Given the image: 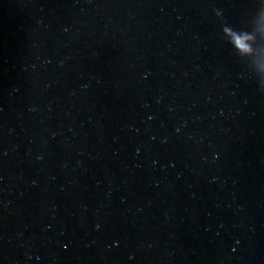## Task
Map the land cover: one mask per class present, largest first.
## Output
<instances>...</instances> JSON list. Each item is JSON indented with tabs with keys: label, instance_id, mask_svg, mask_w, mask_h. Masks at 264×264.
I'll return each mask as SVG.
<instances>
[{
	"label": "water",
	"instance_id": "95a60500",
	"mask_svg": "<svg viewBox=\"0 0 264 264\" xmlns=\"http://www.w3.org/2000/svg\"><path fill=\"white\" fill-rule=\"evenodd\" d=\"M0 264H264V0H0Z\"/></svg>",
	"mask_w": 264,
	"mask_h": 264
},
{
	"label": "clouds",
	"instance_id": "9594fccd",
	"mask_svg": "<svg viewBox=\"0 0 264 264\" xmlns=\"http://www.w3.org/2000/svg\"><path fill=\"white\" fill-rule=\"evenodd\" d=\"M234 42L236 43V46L240 48L242 51L245 50V48L247 47L246 37L234 35Z\"/></svg>",
	"mask_w": 264,
	"mask_h": 264
}]
</instances>
